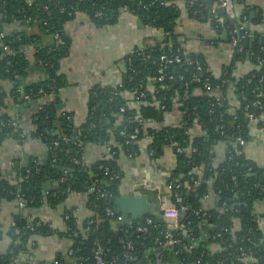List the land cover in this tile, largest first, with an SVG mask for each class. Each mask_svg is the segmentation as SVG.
<instances>
[{
	"label": "trees",
	"instance_id": "1",
	"mask_svg": "<svg viewBox=\"0 0 264 264\" xmlns=\"http://www.w3.org/2000/svg\"><path fill=\"white\" fill-rule=\"evenodd\" d=\"M199 1L196 0V7H186L191 18L200 20L206 15L207 10L204 7H198ZM245 2L246 0H237V4L244 5L243 11L239 13V19L246 16L251 28L243 34L240 41L242 51L233 56V61L247 58L248 51H260L259 55L264 58V15L258 12L251 17V10L245 6ZM123 7H126L129 13L137 15L144 25L150 24L163 32L162 40L142 48L149 58L143 61L140 56L126 55L124 62L131 59L133 71L124 73L120 86H93L89 93L86 117L80 124L67 126V121L62 115L67 112H60L54 101H50L41 104L32 115L33 128L30 131L12 126V116L7 111L6 97L11 98L13 105L21 106L24 104L23 97L26 94L31 96L32 102H35L41 97L37 94L40 88L55 95L65 85L64 77L58 72L59 60L68 54L70 44L63 32L64 24L73 19L78 12L87 14L89 20L96 25L113 24L117 21ZM194 7L198 10L196 15L192 14ZM179 16L177 0H0V31L4 34L3 42L11 49L10 54H5L0 47V82L8 80L14 83L26 76L30 69L26 51L30 48L34 49L33 66L42 73V79L25 85L21 91L13 86L7 92L0 85V107L2 108L0 121L3 122L2 125L0 124V142L5 138H12L20 143L29 138H40L47 145L45 158L43 160L29 158L14 178H8L0 171V199L13 200L18 193L25 199V208H38L42 206L43 201L54 208L63 204L69 193L82 192L85 183L91 179H96L99 186L112 194L111 197L101 198L90 195L85 200V205L92 215L87 217L81 225L77 224L74 217L67 220L70 229L78 233L77 236L72 237L73 258L92 263V250L97 243L108 250L107 256L116 258L120 264H140L152 256L149 251L153 244L151 236L142 240L141 235L140 238H135V234H132L138 225L137 220L131 223L116 222V226H113L112 221L105 214V208L114 209V199L121 195L119 186L122 172L118 159L121 155L139 153L137 143H126L127 134L134 129H138L137 141L142 138L149 139L146 148L153 150L150 158L158 159L163 154L164 147L169 145L170 138L184 144L183 140L186 137L181 132L185 126L190 128L195 124L193 119L197 120L196 124L204 131L203 135L187 137L192 146L196 147L197 152L189 156L177 154L175 165L165 181L178 178L180 191L184 192L185 182L191 177L214 176L212 191L221 188V193H216L218 198L216 207L209 209L212 216L209 221L213 229L207 232V238L201 242L198 249L193 251L192 256L201 255L202 264H215V259L226 251L213 253L209 247L212 243L223 244L222 242L229 241L235 244L241 238H264L252 214L253 202L264 199L262 170L255 163L247 160L241 149L233 147L229 142L227 146L233 152L232 158L228 159L226 156L218 165H213L211 161L212 144L224 139L219 135L221 124L224 125L227 133H240L248 139L249 121L245 113L254 111L259 114L262 111L251 106L252 101L259 99L264 111V98L251 93L252 88L258 83L257 77L251 78V73L248 72L242 77L235 78L231 74V65L224 68L221 76L215 77L209 72L201 55L187 51L181 64L172 65L166 69L167 74L174 75L173 80L154 82L150 88L146 85L147 77L153 75L157 68V64H153L152 61L157 60L161 52L183 50L176 32V21ZM10 22L26 24L30 31L26 32L20 27L15 32H7L5 26ZM225 25L232 26V22L226 19ZM216 29L225 34L223 26H218ZM42 35L50 37L51 40L43 41ZM225 37L227 40V36ZM261 48L263 49L260 50ZM196 61L201 65L200 70H196ZM195 73L200 78L199 82L191 80ZM255 73L259 74V72ZM179 74L182 75V80H177ZM206 78L212 89L218 86L224 97L220 102L214 95L209 96L208 91L205 90ZM249 78H251L250 82L247 81ZM229 88L236 96V102L229 103L227 98ZM195 90H200L201 93L195 94ZM125 92L129 93L130 99L135 103L134 106H129V99L124 95ZM141 92L143 96L135 99V96ZM175 105L182 111V121L178 126L165 125L155 128L150 125V121L159 119V113L162 115ZM246 105H249L247 109H245ZM121 107L124 108L123 111H120ZM210 110L212 112H209ZM57 112L58 116H56ZM234 116L237 117L236 122L240 124L238 130L231 123ZM55 121L59 122L61 132L53 138L47 134V128ZM122 129L126 131V136L120 135L119 132ZM54 141H57L58 145L54 146L52 144ZM110 141L111 155L107 159L101 158L90 165L82 161L81 156L86 144H107ZM74 158L81 159V162L75 163ZM247 163L253 166L251 172L246 171ZM104 167L107 171H104ZM198 168L201 174L198 173ZM115 175L119 178H114ZM19 177H22L20 182L11 181ZM233 177L235 180L232 179ZM61 178H63L62 181H60ZM47 180L56 182V185L54 189L43 195L40 186ZM254 183L259 187H254ZM225 185L228 190L224 188ZM234 189L238 190L237 194L232 193ZM247 190H250L249 194L246 193ZM205 191L204 186L197 187L191 192L190 197H186L189 208L200 205L198 197ZM142 192L158 207L155 190L143 188ZM226 198H229L228 204L231 210L224 212L219 205ZM71 211L63 205V213H71ZM148 216L157 225V229L152 230V236L158 235L165 226L164 222L158 213ZM184 217L191 220L193 230L196 232V220L189 210L184 213ZM88 220H92V223L87 224ZM36 221H39V225L34 226L32 231L21 229L19 234L13 232L14 227L22 228L26 224V218H22L11 228L9 233L12 240L8 249L0 253V264H13L21 252L28 250V243L34 235H63L62 232L50 227L47 222L32 218V223ZM235 221L239 224L238 228L234 227ZM221 226L229 227V231L224 234V241L216 237ZM81 230L85 232L81 233ZM120 239L131 240L133 249L131 251L125 249ZM141 240L144 242V247L139 244ZM128 252L137 255V261H129L125 256ZM163 253L162 257L166 262L177 259L171 248ZM255 264H264V256L258 257Z\"/></svg>",
	"mask_w": 264,
	"mask_h": 264
},
{
	"label": "crops",
	"instance_id": "2",
	"mask_svg": "<svg viewBox=\"0 0 264 264\" xmlns=\"http://www.w3.org/2000/svg\"><path fill=\"white\" fill-rule=\"evenodd\" d=\"M205 1L207 6L217 5L218 2V0ZM178 3L180 9L176 27L178 41L185 50L201 55L213 76H221L224 68L229 65H231V74L235 78L242 77L252 70L253 65L247 58L233 61L225 34L216 29L209 13L200 20L194 19L188 15L183 6V0H179ZM245 6L254 12L251 17L258 12L264 15V0H246ZM243 8V4H237L236 12L241 13ZM20 27L21 25L10 22L5 26V30L15 32ZM63 32L70 43L68 54L58 63V72L64 77L65 85L55 95L39 98L28 105H13L10 97L5 98L8 113L16 117L26 131L33 128L32 115L39 109L40 104L49 100L54 101L60 112L73 114L75 123L80 124L86 117L87 102L92 87L95 85L118 86L122 82L125 71L124 57L134 48H145L163 38L161 30L146 27L137 15L127 12H121L115 23L105 25H96L89 20L87 14L78 12L73 19L64 24ZM42 39L45 42L51 40L46 35H42ZM27 56L30 64L28 73L14 83L8 80L1 81L0 85L5 91L8 92L13 86L21 91L25 85L42 79V73L33 66L32 56L29 53ZM194 93L200 94L201 91L195 90ZM124 95L129 99V106H134L135 103L130 99L129 93L125 92ZM228 97L229 103H232L234 95L231 88L228 89ZM181 121L182 111L175 105L171 110L160 114L158 120L149 123L155 128H160L165 125L178 126ZM60 132L58 121L47 128V134L50 137L58 136ZM189 133L193 138L203 135L204 131L198 124H194L190 127ZM247 134V142L239 149L247 159L262 170L261 178H264V122L263 124L249 122ZM148 143L147 138L138 140L140 150L138 154L133 157L121 155L118 159L122 172L119 186L121 195L135 194L145 187L148 189L163 184L175 165V157L166 147L158 159L149 158L144 151ZM108 144L110 145L111 141L107 144H86L81 156L82 161L90 165L101 159L107 152ZM46 151L47 145L40 138L29 139L23 143L12 138H5L0 142V171L8 178H14L29 158L43 160ZM211 153L213 165L220 164L227 154L226 142L219 140L213 143ZM197 170L198 173H202L199 168ZM52 186H54L53 182ZM203 204L209 207L213 205V199L204 201ZM63 205L72 210L78 225L92 215L85 205L84 196L78 192L69 193L63 204L54 208L44 201L38 208H20L16 199H0V253L8 249L12 240L9 232L22 218H39L53 229L62 230L65 224L61 217ZM253 210L259 214L258 225L264 234V199L255 200ZM112 224L116 226V223ZM234 227H239L236 221ZM31 239L34 240L35 245L32 247L28 245V250L21 252L13 264H51L57 256L62 259V262L73 259L72 238L51 234L34 235ZM209 247L216 249L214 243ZM167 264H177V260L174 259Z\"/></svg>",
	"mask_w": 264,
	"mask_h": 264
},
{
	"label": "built area",
	"instance_id": "3",
	"mask_svg": "<svg viewBox=\"0 0 264 264\" xmlns=\"http://www.w3.org/2000/svg\"><path fill=\"white\" fill-rule=\"evenodd\" d=\"M178 1L179 0H177V5L179 8ZM195 2L196 0H183V6L186 8V11H187V7H193V6L196 7ZM197 5L198 7H201V8L204 7L207 10V13H209L211 22H213L214 26L224 27L225 36H227V41L229 44L230 54L234 56L240 53L242 51L240 41L243 38V34L246 33L247 30L251 28V26L246 16H242V18L239 19V14L236 12L237 0H218L217 5H211V6H207V3L205 0H200ZM195 7L192 10V14L194 15L198 14V10H196ZM219 7L223 9V14L221 15L218 14ZM122 12L129 13L126 7L122 8ZM226 19H229L232 22V26L225 25ZM145 26L151 29H155L150 24H146ZM21 27L24 28L26 32L30 31L29 27L26 26V24H22ZM3 38H4V34L0 31V47L2 49V52L5 54H10L11 49L8 44H5L3 42ZM262 49L263 48H261L260 50ZM142 50H143L142 48H137V49L134 48L127 55L134 54L136 56H140L143 61H146L149 58V55H146ZM26 52L32 56L34 49L30 48ZM186 53H187V50H185L184 48L183 50L178 49L175 52H172L170 50H165L161 52L157 59L158 61L157 60L152 61L153 64H157V68L153 75L151 74L150 76L147 77V81H146L147 87L150 88L154 82H161L164 80H173L174 75L172 73L167 74L166 69L172 65L181 64L183 57L186 56ZM259 54H260V51L258 52L248 51L247 59L250 60V62L253 65L252 70L249 71V73H251V78L257 77L258 79V83L254 88H252L251 93L256 94L258 97L264 98V83H263L264 58H261ZM124 63H125L124 73L129 70L133 71L131 59H128L127 62L125 61ZM195 64H196V70H200L201 65L199 64V62L196 61ZM255 72H259V74L257 75ZM251 78H249L247 81L250 82ZM177 80H182V75L180 74L177 75ZM191 80L194 82H199L200 78L198 77L197 73H195L192 75ZM120 85L121 83L118 86ZM204 87H205V90L208 91L209 96L214 95L216 100H219V102L220 100L224 99V97L221 95V92L218 86L212 89L207 78L204 81ZM37 94L41 95L40 98L53 95L51 93L45 92L42 88L38 90ZM142 96H143V93L141 92L139 95L135 96V99H139ZM227 98L229 100L228 96ZM23 99H24L25 105L32 103L31 96L29 94L24 95ZM236 100L237 98L234 95L233 102H236ZM46 102H50V100L45 101L43 103H46ZM248 106L249 105H246L245 109H247ZM251 106L262 109V111L259 114H256L254 111L246 112L245 116L247 120L249 122L254 121L259 124H263L264 111H263L262 102L259 99H255L252 101ZM161 108H164V106H161ZM0 110L2 111L1 107H0ZM123 110L124 108L121 107L120 111H123ZM209 112H212V110H210ZM58 115L59 113L57 112L56 116ZM62 115L64 119L67 121V126L76 124L74 121L73 114L62 113ZM187 116H189V114H187ZM236 118L237 117L234 116L231 123L233 126H235V129L238 130L240 129V124L236 122ZM193 122L196 124L197 120L193 119ZM0 124L2 125L3 122L0 121ZM11 124L15 128L24 129L23 125L14 116H12L11 118ZM189 129L190 128L185 126L181 132V134L184 137H186V139L183 140L184 144L180 143L176 139L170 138L169 145L165 146L166 148L172 151L173 156L175 157V160H176L177 154H186L189 156L197 152L196 147L192 146V144L187 140V137H190ZM119 133L122 136H126V131L124 129L120 130ZM137 134H138L137 128L134 129L131 133L127 134L126 143L136 144ZM219 135L224 137V139L222 140H224L226 144L229 142L235 148H242L247 142V139H245L240 133H227L224 130L223 124L219 126ZM29 139H26L25 141ZM52 144L56 146L58 145V142L54 141ZM110 150H111V145L108 144L107 152L102 157L103 159H107L111 155ZM138 150H139V147H138ZM144 151L146 152L149 158L151 155H153L152 149L145 148ZM126 156L133 157L134 155H132V153H128ZM226 156L228 157V159H231L233 156V152L231 149H228V146H227ZM73 161L75 163H79L81 162V159L74 158ZM245 166H246L247 172L252 171L253 166L251 164L247 163ZM104 171H107L106 167H104ZM26 172L27 173L29 172L28 169H26ZM114 178H119V176L115 175ZM232 179L235 180V177H233ZM21 180H22V177H19V179H14L11 181H13V183H18ZM62 180L63 178L60 179V181ZM213 182H214V176L201 177V178L191 177L189 181L185 182L184 192L180 191V184L178 182V178L169 180V181H164V183L161 185H156L151 188L149 187L150 190H155L157 192V199H158V204H159L158 208L161 211V213H158V214L160 218L162 219V221L164 222L165 226L162 230H160L158 235L152 236V230L157 229V225L155 224V222L150 216H145L143 220V224H140L138 222V225L132 231V234L133 235L135 234V238H140V235H141L142 240H145L146 238H148V236H151V239H152L151 241L153 243L149 250L152 253V256L146 258L140 264H167L168 262H166L162 256H164L163 252L169 248L173 249V254L177 257L176 259L177 264H202L203 261H202L201 255L196 256V257L192 256L193 251L196 250L193 242L195 241L202 242L203 240L207 238V232L213 229L212 223L209 221V219L212 217L209 212V209L216 207L217 199H218L216 196V193L217 194L221 193V188L217 189V191H214V192L212 191ZM53 184L55 186L56 182L55 183L53 182ZM201 186H204L206 188V191L201 193L200 196L198 197L200 205H196V206L189 208V206L186 204V197H190L191 192L195 188L201 187ZM253 186L259 187V185L255 183L253 184ZM224 188L228 190V187L226 185L224 186ZM232 191H234L232 192L233 194H237L238 192L237 189H234ZM80 193L84 196L85 200L88 199L90 195H95L98 198L112 196L111 193L107 192L105 189H103L101 186L98 185V181L96 179H91L87 181L85 183L84 190ZM138 193H143V192L142 190H140V192L137 191L135 194H132V195H136ZM246 193L249 194L250 190H247ZM211 199H213V205H210L209 207H205L203 202L210 201ZM16 200L20 208L25 207V199L22 194L17 193ZM228 201H229V198L222 200V202L219 205L221 211L227 212L231 210V206L228 204ZM242 205L245 206L246 203H242ZM187 210L191 212V215L196 220V225H195V227L197 228L196 232H194L193 230L194 226H193V223H191V220L189 218L184 217V213ZM105 214L110 219V221H112V223L125 222L124 220L125 217L122 214L115 212L113 208L106 207ZM252 214L258 223L259 214L253 209H252ZM61 217L65 224H64V228L58 231L62 232L63 236L66 238H72L74 236H77L78 233L71 230L67 224V220L70 217H73L72 211L71 213L61 212ZM90 223H92V220L87 221V224H90ZM37 225H39V221L32 223V219L26 217V224L23 225L22 228L14 227L13 232L14 234H19L21 229L32 231L34 229V226H37ZM228 231H229V227L221 226L216 233V237L219 238L221 241H224V234L227 233ZM232 231L234 230L232 229ZM83 232L85 231L81 230V233ZM124 232L128 233L127 230H124ZM142 240L139 242V244L142 247H144L145 245ZM120 242L123 244V247L125 249L129 251L133 249V243L131 240L124 241L123 239H120ZM222 243L223 244H220L219 242L214 243L215 248H216L215 250L210 248L213 253L223 251V250L226 251L225 253L220 254L215 259V264H255L258 257L261 258L262 256H264V238H258V239L241 238L235 244L229 241L222 242ZM28 245L30 247L34 246L35 245L34 240L30 239ZM107 251H108L107 249H104L102 246H100L97 243L95 248L92 250L93 252V262L92 263H89L87 260L73 258L69 262H62L59 260V261H55L54 264H120L116 258H111L107 256ZM125 256L129 261H132V262L137 261V255L132 254L131 252L126 253ZM204 264H207V263H204Z\"/></svg>",
	"mask_w": 264,
	"mask_h": 264
},
{
	"label": "water",
	"instance_id": "4",
	"mask_svg": "<svg viewBox=\"0 0 264 264\" xmlns=\"http://www.w3.org/2000/svg\"><path fill=\"white\" fill-rule=\"evenodd\" d=\"M218 13L220 15L223 14V9L221 7L218 8ZM253 13L254 12L251 11V15H253ZM158 115L160 116V113ZM53 138H55V136H53ZM182 180H184V178H182ZM40 187L43 195L45 192L55 188L52 186L51 180L45 181ZM114 210L115 212L122 214L125 217L124 220L127 223L137 220L140 224H143L145 216L153 213H161L157 205L154 202H150L147 198V195L144 193H138L136 195L127 194L116 197L114 199ZM193 243L195 245V249L200 247V241H195ZM59 260L60 259L57 256L51 261V264H54L55 261Z\"/></svg>",
	"mask_w": 264,
	"mask_h": 264
}]
</instances>
